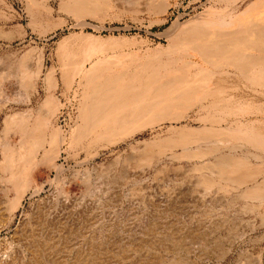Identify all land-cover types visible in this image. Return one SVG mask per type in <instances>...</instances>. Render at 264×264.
<instances>
[{
    "label": "rangeland",
    "instance_id": "1",
    "mask_svg": "<svg viewBox=\"0 0 264 264\" xmlns=\"http://www.w3.org/2000/svg\"><path fill=\"white\" fill-rule=\"evenodd\" d=\"M67 2L0 0V202L5 189L14 194L12 185L2 182L4 151L20 148L23 141L18 131H5L9 118L28 128L26 136L39 123L47 138L60 131L68 141L83 124L80 79L68 91L67 67H95L115 77L129 73L122 85L133 91L149 75L152 89L142 91L148 98L166 80L207 69L226 74L218 78L232 88L226 104L244 103L248 111L235 106L232 114L220 113L210 98L174 107L172 115L116 142L92 139L84 131L74 144L56 150L53 164H42L31 174L32 181L44 183V192L27 195L10 228L4 226L6 208L0 205V264H43L45 259L53 264H264V189L254 188L264 183V152L239 146L253 139L233 135L256 128L264 132V91L250 88L234 66L204 64L180 40L207 18H233L235 2L100 0L89 12L67 10ZM249 52L261 55L264 49ZM139 65L141 73H134ZM20 67L29 68L28 78L17 72ZM21 85L28 102L19 98ZM48 101L58 105L55 111ZM148 153L154 159L142 163ZM226 158L238 161L240 169L223 179L217 174ZM54 165L61 167L60 176ZM51 180L76 206L64 227L42 225L53 233L28 239L30 231L22 222L54 197Z\"/></svg>",
    "mask_w": 264,
    "mask_h": 264
},
{
    "label": "bare ground",
    "instance_id": "2",
    "mask_svg": "<svg viewBox=\"0 0 264 264\" xmlns=\"http://www.w3.org/2000/svg\"><path fill=\"white\" fill-rule=\"evenodd\" d=\"M67 1V10L74 12H89L97 9L100 4V0ZM233 2H235L233 18L224 21H216L215 18H207L203 20V22L197 23L194 28L188 30L185 34H182L180 40L184 44H187L190 49L196 51L204 64L209 63L210 65L216 66L219 65V63L225 62L227 66H234L245 75L248 81L247 85L250 86V88L254 89L255 86L258 90L264 91V54L254 55L249 52L250 50L259 52L264 49V0H233ZM191 23H195V21L193 20ZM143 68V66L139 65L134 69V73H141ZM17 69V72L22 73L24 78H28L29 68L23 69L20 67ZM94 69L95 67L91 70H86L77 65L64 69L63 78L66 88L70 91L75 78H79V89L83 98L81 102V120L84 125L77 126L69 141L64 135L59 133L60 131H53L50 138H47L46 135H44V126H41L39 123L31 127V133L26 136L27 127L20 125L15 126L18 120L14 117L7 120L5 131L9 132L14 130L15 133L18 131L21 133L23 141L20 148L4 151V159L1 165L5 173L2 182L6 185H12L14 189L13 196L5 189L2 202H0V205H4L6 208V216H4L6 218L3 220L6 228H10L14 224L17 214L24 208V201L28 194L33 198L40 196L44 192V183L38 184L32 181L31 174L42 164H53L55 153L57 152L56 150L65 145L74 144L84 131H88L92 139L104 140L110 143L116 142V140L130 135L144 126L154 124L172 115L171 109L174 107L178 110L181 106L187 107V105H195L196 103H201L210 98V106L221 108L220 113L232 114V109L235 106V108L239 107V111H248L246 109V107H248L247 104H226L224 101L226 93L230 92L232 88L231 86L229 87L222 84L221 80H218V78L220 79L226 74H216L207 69L195 70L196 73L191 76H187L188 73L185 72V77L179 76L173 80H166L162 86L156 89L154 88L155 90L152 91L153 96L148 98L142 91L144 88L148 87L152 89V85L148 81L149 77H147L149 75L146 76L147 79L144 84L133 91L122 85L123 81H129V73L125 72L116 77L106 76L104 74L105 71L101 72ZM127 72L130 71L128 70ZM38 73H36V76H38ZM137 74H134V77ZM254 74L256 75L253 76ZM47 82L50 88L56 86L53 75L47 77ZM29 83L30 82H27L25 85L30 88ZM20 91L21 95L19 98L25 99V101L28 102V93L22 85ZM129 92H132V94L130 95ZM57 106L55 104L52 105L50 101L47 102V107L50 108L52 112L55 111ZM88 122H94L95 124L89 127L86 126ZM233 135L239 140L243 139L247 141L253 139L247 141L245 144L239 143V146H250L264 152V132L262 129H252L250 132L246 131V133H243L242 130H237L233 132ZM211 143L216 144L217 142L213 141ZM3 148L6 150L7 146L3 145ZM142 158V163H150L154 159V155L148 153ZM200 158H203V156ZM53 169L60 176L61 167L54 165L52 166V170ZM219 169L221 172L219 174L215 172V174L219 175L220 178L226 179L231 174L234 175V173H238L240 167L238 161H234L232 158H226L223 160V163H221ZM214 170L217 171L216 169ZM129 175L130 174H128V176ZM244 176L245 175L241 178H244ZM49 184L51 185V189H53L54 197L52 196L53 198L49 199V201L47 200V203L36 208L37 210L34 212L35 216H27L24 218V222H22V224L28 226L30 231L31 237L28 239H32V236H45L49 235L50 232L53 233L50 229H43L42 225L51 226V229L64 227L69 220L71 209L75 205L73 203L74 205L72 206L71 203L73 201L70 202L65 196L64 198L62 197L63 194H61L62 196L59 194L55 180L49 181ZM254 188H258L257 191H261L264 189V183ZM43 250L44 249H42V251ZM43 264L53 263L49 259H45Z\"/></svg>",
    "mask_w": 264,
    "mask_h": 264
}]
</instances>
